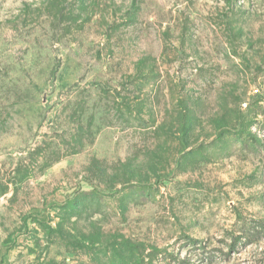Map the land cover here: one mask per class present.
<instances>
[{"label":"rangeland","instance_id":"obj_1","mask_svg":"<svg viewBox=\"0 0 264 264\" xmlns=\"http://www.w3.org/2000/svg\"><path fill=\"white\" fill-rule=\"evenodd\" d=\"M150 252L264 264V0H0V264Z\"/></svg>","mask_w":264,"mask_h":264},{"label":"trees","instance_id":"obj_2","mask_svg":"<svg viewBox=\"0 0 264 264\" xmlns=\"http://www.w3.org/2000/svg\"><path fill=\"white\" fill-rule=\"evenodd\" d=\"M233 245H230V250H233ZM141 254V253H140ZM142 255V254H141ZM140 255V256H141ZM159 253L150 252L145 256H141L140 264H191L186 260H181L180 258L174 257L173 255H165L166 257L159 258Z\"/></svg>","mask_w":264,"mask_h":264}]
</instances>
